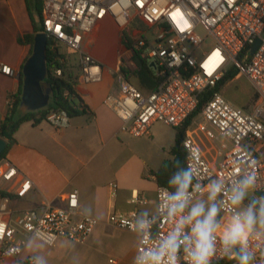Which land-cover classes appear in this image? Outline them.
Masks as SVG:
<instances>
[{
  "label": "built area",
  "instance_id": "built-area-1",
  "mask_svg": "<svg viewBox=\"0 0 264 264\" xmlns=\"http://www.w3.org/2000/svg\"><path fill=\"white\" fill-rule=\"evenodd\" d=\"M43 3L42 31L80 55V80L97 83L103 79V68L84 53L87 35L109 19L125 37L129 45L116 68L119 93L110 94L104 101L122 122V130L134 137H150L156 123L174 128L182 127L197 110L201 97L209 92L200 116L188 126L183 139L186 167L193 176L190 204L206 201L233 217L240 208L231 205L228 192L246 175H255L256 183L251 198L264 199V0H41ZM198 28L207 34L203 38ZM212 45H206V39ZM260 39L261 45L253 53L252 46ZM134 56L148 62L154 71L156 87L143 91L130 82L123 69H137ZM0 71L12 74V69L0 64ZM246 77L257 94L252 112L238 108L227 100L219 84L231 73ZM61 75V70L57 71ZM14 95L9 96L12 107ZM66 111L51 113L46 122L57 130L71 124ZM0 170V179L12 181L21 177L8 161ZM221 180L224 191L213 202L208 201L207 185ZM33 181L22 176L17 192L24 197ZM115 195L118 185H110ZM174 193L167 187L157 189L155 214L140 219L137 210L111 214L109 221L116 227L139 234L135 261L145 249L156 248L177 225L176 219L163 207L165 194ZM133 203L144 204L145 199L134 195ZM10 198L0 204V257L21 258L31 238L49 247L59 240L84 243L99 224V219L80 212L79 193L67 196L66 208L47 205L23 213L12 221L9 216ZM144 228L141 229L140 225ZM187 232V229H185ZM17 235L22 238L17 239ZM215 252L209 264H238L226 252L222 235L216 232ZM250 264H264V229L254 230L248 237ZM177 264H192L182 246L176 255ZM27 264H37L29 256Z\"/></svg>",
  "mask_w": 264,
  "mask_h": 264
},
{
  "label": "crops",
  "instance_id": "crops-1",
  "mask_svg": "<svg viewBox=\"0 0 264 264\" xmlns=\"http://www.w3.org/2000/svg\"><path fill=\"white\" fill-rule=\"evenodd\" d=\"M30 12L27 0H0V64L12 69V74L0 71V125L9 111V96L17 95L21 88L20 74L30 55L31 46L19 41L34 31ZM102 35L105 50L98 47ZM126 48L112 21L107 19L100 23L85 37L83 50L102 66L103 79L84 83L79 76L77 85L88 113L72 117L70 126L61 130L46 121L23 123L15 134L17 143L0 161V170L8 161L21 176L12 181L0 179V190L11 195L8 197L12 221L27 211L47 205L66 208L68 194L78 191L80 212L99 219V224L84 243L61 239L54 247H49L31 238L21 258L0 257V264H27L29 256L36 258L37 264L134 263L139 234L114 226L109 217L133 210L138 211L140 219L156 213L159 186L153 171L165 160L173 159L169 150L175 144L178 128L172 131L170 138L161 139L165 156L152 165L125 142L124 138L130 134L122 130L120 118L104 101L110 94L119 93L115 70L121 57L127 54ZM79 61L81 67L80 58ZM137 71L138 68L128 72ZM128 80L140 88L135 76ZM155 87L154 80L153 86L140 89L151 91ZM22 176L31 179L33 187L24 197H19ZM112 183L118 185L115 195H112ZM134 195L145 199V203H133ZM3 197L0 194V204ZM20 238L22 236L17 235V239Z\"/></svg>",
  "mask_w": 264,
  "mask_h": 264
},
{
  "label": "clouds",
  "instance_id": "clouds-1",
  "mask_svg": "<svg viewBox=\"0 0 264 264\" xmlns=\"http://www.w3.org/2000/svg\"><path fill=\"white\" fill-rule=\"evenodd\" d=\"M192 179L190 171H182L170 181L176 190L165 194L163 207L169 216L176 219V228L156 248L145 249L137 264H177L175 257L182 246L191 257L192 264H209L215 252L216 232L220 227L216 218L220 209L215 203L206 207L204 202L193 203L189 207ZM255 183V175H246L233 185L228 192L231 205L240 208ZM224 189L225 184L221 180L207 185L208 201H215ZM257 203L259 208L256 207ZM258 225L264 227V199L244 206L233 215L231 223L224 230L221 243L226 252L239 247V254L232 252L230 256L238 264H250L248 237ZM140 228L143 229L144 225L141 224Z\"/></svg>",
  "mask_w": 264,
  "mask_h": 264
},
{
  "label": "trees",
  "instance_id": "trees-1",
  "mask_svg": "<svg viewBox=\"0 0 264 264\" xmlns=\"http://www.w3.org/2000/svg\"><path fill=\"white\" fill-rule=\"evenodd\" d=\"M27 3L31 10L30 13L34 25V31L33 33H29L21 37L19 41L22 44H28L31 46V55L33 51L34 37L36 34L40 33L43 30L42 23L44 14L43 3L41 0H27ZM35 12L38 17V21L35 18ZM125 37L126 36L121 38L122 44L125 47H128L129 45L125 42ZM59 44L60 42L54 38H49L48 40V77L46 81H48L55 90L54 95L51 98V103L49 107L36 112L22 113L20 111V103L22 97L23 81H21V88L18 94L14 95L15 101L12 107L9 108L5 120L0 125V137L4 138L8 142V146L1 155L0 161L7 157L9 151L17 143L15 134L23 123L32 121L34 124H39L43 121H46V119L51 113L61 110L66 111L71 117H76L88 113L87 106L83 103L80 95L77 92L79 76L74 75L73 72L68 69V59L65 54L60 52L58 47ZM134 61L137 65L138 71L134 74H130L128 71H126V69H123V72L127 75V78L135 76L141 89H147V87L150 85L153 86L155 78L154 71L151 65L138 56H134ZM81 69L82 68L80 67V72ZM58 70H61V75L57 74ZM235 76H237V72L231 71V73L227 75L219 84V88H222L228 81H230ZM208 99L209 92L204 93L201 97V101L195 113L182 127L177 129L175 144L170 149V155L173 159L165 160L157 171H153V175L156 178L158 186L167 187L173 192H175L176 189L170 185V181L179 172L188 171L186 167V152L183 147V139L188 129V126L192 123V120L195 117L200 115ZM0 194L2 196L11 197V195L1 190ZM251 202L254 203V200L252 199Z\"/></svg>",
  "mask_w": 264,
  "mask_h": 264
},
{
  "label": "rangeland",
  "instance_id": "rangeland-1",
  "mask_svg": "<svg viewBox=\"0 0 264 264\" xmlns=\"http://www.w3.org/2000/svg\"><path fill=\"white\" fill-rule=\"evenodd\" d=\"M36 16V20L38 21V17L36 15V12L34 13ZM198 33L203 37L206 38L207 34L203 31V29L198 28ZM109 41V40H107ZM206 45L210 47L212 45V39L207 38L206 39ZM105 40L103 35L100 37V41L98 44V47H102V50H105ZM59 50L61 53L65 54L68 59V69L73 72L74 75L80 76V55L76 53L75 51H72L64 44H59ZM222 93L224 97L229 100L233 105H235L238 108H243L248 112H252L254 109V106L257 101V94L256 90L252 86V84L249 82V80L242 76L237 75L234 78H232L230 81H228L222 90ZM201 119V116L198 115L195 117V123H198ZM173 130H176V128L166 125L164 123H157L152 128V136L151 137H134V136H126L124 138L125 142L132 146V149L134 152L143 160L148 162V164H155V162H158L161 158L165 156V150L163 149L164 145H161L162 141L161 139H167L170 138L173 134ZM170 155V150H169ZM254 196L252 190H249L248 195L246 196L244 200V204L249 205L253 202H251V198ZM254 203L257 200H261L259 197L254 198ZM205 203V206L207 207L209 203L206 201H201ZM257 208H259V204H256ZM191 206V205H190ZM189 206V207H190ZM219 214V213H218ZM217 219V218H216ZM220 227L217 230L219 234H223L224 230L229 226V224L232 221V217L229 215H223L222 220L219 221L217 219ZM264 227L257 226L254 230L262 231Z\"/></svg>",
  "mask_w": 264,
  "mask_h": 264
},
{
  "label": "water",
  "instance_id": "water-1",
  "mask_svg": "<svg viewBox=\"0 0 264 264\" xmlns=\"http://www.w3.org/2000/svg\"><path fill=\"white\" fill-rule=\"evenodd\" d=\"M48 36L45 33H38L34 37L33 51L25 61L20 74L23 81L20 111L36 112L49 107L51 98L54 95L53 86L46 81L48 77L47 69V45ZM261 45L258 39L252 46L254 53ZM154 67V64H151ZM8 146V142L0 137V157Z\"/></svg>",
  "mask_w": 264,
  "mask_h": 264
}]
</instances>
